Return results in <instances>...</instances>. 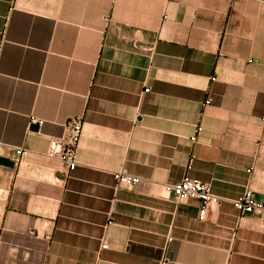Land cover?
<instances>
[{
	"label": "crops",
	"instance_id": "obj_1",
	"mask_svg": "<svg viewBox=\"0 0 264 264\" xmlns=\"http://www.w3.org/2000/svg\"><path fill=\"white\" fill-rule=\"evenodd\" d=\"M75 116L68 172L44 154ZM186 174L226 199L203 221L163 191ZM246 189L264 198V0H0V264H264Z\"/></svg>",
	"mask_w": 264,
	"mask_h": 264
},
{
	"label": "built area",
	"instance_id": "obj_2",
	"mask_svg": "<svg viewBox=\"0 0 264 264\" xmlns=\"http://www.w3.org/2000/svg\"><path fill=\"white\" fill-rule=\"evenodd\" d=\"M148 91V89L144 90V92ZM30 122L34 123L36 120L31 119ZM38 124L41 125L42 122H38ZM82 131V116H75L66 120L62 125L61 136L49 141L44 157L48 160H55L64 164L68 172L73 171L78 165L76 151L79 140L82 137ZM200 131L201 128L197 127L196 132L198 133ZM190 140L194 141L195 136L191 137ZM13 154L15 156V162L19 163L28 156L29 152L21 148H15ZM189 168L188 165L187 169ZM112 177L117 185L128 189L141 182L138 177L131 176L122 171L113 172ZM163 191L176 203H182L188 200L198 201L200 203L198 209L199 221L205 219L210 206L219 205L221 202L226 201V199L216 195L209 184L203 183L187 174L176 184L164 185ZM231 203L240 215L259 214L264 221V198L260 201L255 200L253 192L250 189H246L239 197L231 200ZM106 248V244L101 245L102 250ZM166 263V261L161 262V264Z\"/></svg>",
	"mask_w": 264,
	"mask_h": 264
},
{
	"label": "water",
	"instance_id": "obj_3",
	"mask_svg": "<svg viewBox=\"0 0 264 264\" xmlns=\"http://www.w3.org/2000/svg\"><path fill=\"white\" fill-rule=\"evenodd\" d=\"M31 128L34 129V130H36L38 128V126L35 125V124H33V125H31Z\"/></svg>",
	"mask_w": 264,
	"mask_h": 264
}]
</instances>
